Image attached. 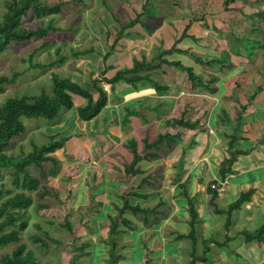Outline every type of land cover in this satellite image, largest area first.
Instances as JSON below:
<instances>
[{"label":"crops","instance_id":"0c3cea01","mask_svg":"<svg viewBox=\"0 0 264 264\" xmlns=\"http://www.w3.org/2000/svg\"><path fill=\"white\" fill-rule=\"evenodd\" d=\"M153 1L141 17L143 26L137 25L127 31L118 44L120 47L113 51L111 46L116 32L111 28L108 35V29H104L100 33L103 37H96V41L111 40L104 45L102 53L105 56L87 54L88 62L96 64V69H90L87 80L82 77L88 74L82 76L84 73L80 71L78 82L81 84H89L92 78L101 80L99 86L107 91L108 104L91 121H84L78 115V107L84 104L81 99H76V107L72 110L85 125V131L77 130L75 134L73 130L67 142L73 158L72 168L78 166L75 172L80 184L73 191V205L76 208L84 206L88 216L94 215L91 224L100 235L120 217V232L115 235V241L117 243L119 234H124L121 248L125 252L120 254L118 264H264V242H247L245 237L246 232L256 233L264 228V79L251 83L258 90L253 93V105H249L247 111L254 117L243 122L240 114L234 124L231 122L236 125L241 120L244 127L241 128L243 139L230 148L228 136L236 129L224 122L231 117L220 102L221 82L212 84L216 89L215 97H209L205 86L193 82L175 66L154 67L160 61V51L175 47L179 29L176 26L184 27L186 22H192L188 34L197 40L185 39L176 46L179 52L162 58L170 62L182 61L198 76H205L201 63L203 55L208 53L204 42L209 35H202L201 27L207 21H192L187 18L188 14L176 15L169 10V1ZM142 12L143 6L139 13ZM130 19L135 18L130 16L128 21ZM256 41L259 40L252 39L255 47H259ZM96 45L100 49L103 47L99 42ZM135 61L141 62L145 70L130 73ZM151 65L152 68H147ZM122 71L128 73L119 82L107 84L103 81ZM134 76L139 79L129 81ZM192 88L197 89L195 95H191ZM205 114H209L207 124L203 121ZM181 119L191 124L197 122L195 129L176 130L175 123L168 126L169 121ZM166 133L175 143H171L170 137L157 146H149ZM92 135L95 137L90 139ZM79 150L86 153L85 160L79 158ZM236 150H249V153L237 155L233 173L222 179V164ZM135 160V168L141 173L133 175L131 164ZM215 186L218 198L213 206L211 187ZM246 194L247 200L232 211L227 228L229 207ZM126 201L146 213L133 214L128 210L121 214L120 209ZM82 202L85 203L80 204ZM191 205L197 212L194 220ZM108 237L104 243L92 246L90 253L94 257L98 253L101 260L106 259V250H110ZM143 237L146 246L140 242ZM137 247L140 256L133 253Z\"/></svg>","mask_w":264,"mask_h":264},{"label":"rangeland","instance_id":"374dc122","mask_svg":"<svg viewBox=\"0 0 264 264\" xmlns=\"http://www.w3.org/2000/svg\"><path fill=\"white\" fill-rule=\"evenodd\" d=\"M8 1L10 0H0V22L6 12ZM60 1L71 0H48L51 4ZM163 1L171 2L169 10L174 11L176 15L184 14L186 16L188 14L187 18H192V21H207V24H202L203 27H201L204 31L202 35H209V38L204 42L205 50L207 49L208 53L203 55L204 60L201 63L205 69L203 79L209 83L215 77L221 82L222 93L218 91L220 102L224 111L229 113L233 124L240 114L243 116V122L252 119L254 116L253 114L249 115L247 108L249 105H253L251 103L254 98L253 93L258 89L254 88L251 83L255 80L262 82L264 79V49L260 47L253 49V46L256 45L252 43V39L259 40L264 45V20L255 16L259 10L264 8V0ZM153 2H150L147 8L151 7ZM143 3L144 0H79L65 6L63 12L55 17L43 20L32 16L27 18L25 26L29 28H36L42 24L48 25L53 20V24L61 30L50 32L49 36L44 39L32 40L20 45L14 44L0 55V78L12 79L17 74L14 83L5 84V91L0 94V103L10 97L39 95L43 92L52 95L55 76L74 79L78 82L80 81L78 78L82 75L80 73L83 72L82 76L85 73L88 75L82 77V80H87L89 72H91L90 69H96V64L88 62L87 55L78 57L75 52L93 48V51L88 53L89 55L101 54L104 45L111 42L109 39L98 41L103 46L102 49L96 45L98 43L96 37H103L100 33L104 32V29H108L104 20L105 15H117L122 23H127L130 16L136 18L135 12L141 11ZM216 18L222 23H216ZM31 55L34 56L33 60H30ZM103 55L105 56V54ZM156 58L158 59V57ZM35 64L44 66L34 67ZM214 86L212 85L214 90L211 89L213 91L207 89L209 97H215ZM196 90V88H192L191 95H195ZM174 92H177V89H174ZM243 106L246 108L243 109ZM207 108L210 111V103ZM72 110L63 108L60 117L54 121L24 118L26 132L21 137L15 138L5 153L8 156L27 155L33 151L35 145L49 144L51 136L55 135V139L58 140L61 137H71L74 133L77 134V130L85 131L83 129L84 122L77 118ZM194 116L195 114L192 118ZM208 117L209 114H205V119H203L206 124ZM253 125L251 127L254 129ZM242 126L244 127V125ZM174 128L179 130L182 129V126L177 125ZM73 130L76 131L73 133ZM82 133L84 134V132ZM93 137L95 135H92L90 139ZM78 155L81 160L86 159V153L82 154L81 150ZM165 155L163 156L166 157ZM56 157L60 161L61 172L57 177H49L43 182L44 201H39L35 198L36 193L33 194L36 201L46 206V209L36 211L31 208L28 217L29 227L22 232L21 243L26 244L27 248L34 252L38 264H69L72 259L76 261V264H89L88 259L92 255L90 252H93L92 246L104 243L109 230L107 229L101 235L97 234L91 224L94 215L88 216L84 206L74 207L73 191L80 186L78 173L75 172L78 166L72 168V160L66 157L62 151L57 152ZM50 167L51 164H47V171ZM31 171L35 176H39L38 168L32 166ZM12 173L11 169H3L0 172V188L2 186L15 188L12 183ZM66 216L73 225L72 232L62 226L63 217ZM122 218L125 219L123 216ZM124 237V234L117 236L116 252L119 255H124L125 252L121 248ZM140 242L146 246L144 237L140 238ZM15 248V245L0 248V258ZM109 251L108 248L104 261L101 260L98 253L95 255L96 258L92 255L91 264L97 261H102L101 264H111ZM135 252L139 256L141 255L138 247L133 253Z\"/></svg>","mask_w":264,"mask_h":264},{"label":"trees","instance_id":"16d2710c","mask_svg":"<svg viewBox=\"0 0 264 264\" xmlns=\"http://www.w3.org/2000/svg\"><path fill=\"white\" fill-rule=\"evenodd\" d=\"M79 0L71 1H60L57 3H49L48 0H10L6 3V12L3 15L2 21L0 22V55L8 50L12 45H20L25 42L32 40L47 38L50 32H57L61 28L56 27L53 24V20L48 25H39L36 28H29L25 26V20L29 17H35L38 20H43L48 17H55L63 12L65 6L78 2ZM153 0H144L143 12L136 14V18L129 20L127 23H122L117 15H105V19L108 20L106 27L108 28V35L111 33V28L116 32V37L111 46L113 51L119 44L122 38L127 34L126 32L135 29L137 25L141 24V17L147 11V5ZM258 19L264 20V8L259 10L256 15ZM111 19V20H110ZM106 24V23H105ZM192 22H186L184 27L177 25L176 28L178 35L175 39V47L170 50L161 52L160 61L154 67L161 66L163 64H170L175 66L177 69L184 71L190 80L198 82L199 85L205 86L208 90L213 89L212 84L218 81L213 77L211 82L207 83L203 79V76H198L192 67H187L182 61H168L162 58L165 55H172L175 52H179L176 48L185 39L197 40L194 35H189L188 32L191 28ZM143 26V25H142ZM182 26V27H180ZM147 30H150L148 28ZM259 42V47H264ZM255 46H253V49ZM90 50L77 51L76 56H85ZM31 55L30 60H33ZM64 58V57H62ZM61 58V59H62ZM63 61V59L61 60ZM134 68L131 69L130 73H138L145 70V66L138 61H135ZM34 67H43L44 65L35 64ZM153 65L147 66L152 68ZM128 71L118 72L112 79L103 78V81L107 84H115L126 77ZM17 76V74H16ZM16 76L12 79L7 77L0 78V94L5 91V84L14 83ZM139 78L134 76L129 79L131 82H135ZM100 79H91L89 84H81L68 78H59L55 76L53 78V94L41 93L39 95H24L21 97H10L7 98L3 103H0V172L3 169L12 170V183L15 188H6L2 186L0 188V248H8L16 246L10 253H6L0 258V264H38L36 256L33 251L29 250L26 244L21 243V234L26 231L29 227L28 217L30 215L31 208L36 211H42L46 209V206L36 201H44L45 191L42 188L43 182L49 177H57L61 172V164L59 159L56 157V153L59 151L64 152L66 157L73 159L70 155L67 142L70 140L69 137H61L56 140V136H51V142L43 146L35 145L33 151L27 155L20 156H8L5 150L9 148L12 141L15 138L21 137L27 130L26 125L23 121L26 119H45L48 121H54L60 117L61 110H72L76 106V99H81L84 104L80 105L77 109L79 117L84 121H91L95 119L108 104L107 91L99 86ZM214 90V89H213ZM211 90V91H213ZM225 117H227L225 115ZM228 123L236 131L228 136L230 139V148L233 147L237 140L243 139L241 135V128L244 123L240 120L236 125H232L231 120L227 117L224 121ZM173 123L195 129L196 123H186L183 119L169 121L168 126ZM170 134L166 133L161 135L154 143H150L149 146H157L163 141L170 138ZM171 143H175V140L170 139ZM232 151V150H231ZM249 150L242 151L236 150L232 152V156L226 159L221 168V177L225 179L233 173L232 167L236 161L237 155L248 154ZM47 164H51V167L47 171ZM136 160L131 164V172L133 175L141 173V170L136 169ZM39 169V176H35L31 171V167ZM212 201L211 205H215L216 199L218 198V189L211 187ZM36 193L35 198L33 194ZM248 195H242L241 198L229 207L228 215L229 220L227 221L226 227L230 226V217L232 211L241 207V205L247 200ZM192 220L197 219V212L194 205H191ZM132 211L133 214L143 212L144 210L140 207H134L126 201L125 205L120 209V213L124 214L126 211ZM120 216V215H119ZM147 217V216H146ZM112 218V217H110ZM120 217H117L115 221L109 224V260L111 264H118L121 259V255L116 252L117 243L115 241V235L119 233L118 221ZM62 226L65 227L69 232L73 231V225L69 221V218L63 217ZM247 242H253L257 240L259 243L264 242V228H261L256 233H245ZM38 240V239H37ZM45 244V243H44ZM46 245V244H45ZM69 264H76V261L72 259ZM194 264V262L190 263Z\"/></svg>","mask_w":264,"mask_h":264}]
</instances>
